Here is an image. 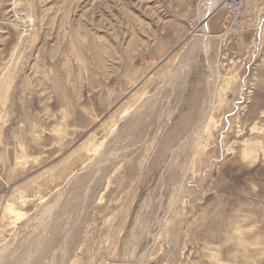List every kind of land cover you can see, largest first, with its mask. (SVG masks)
<instances>
[{"label":"rangeland","instance_id":"rangeland-1","mask_svg":"<svg viewBox=\"0 0 264 264\" xmlns=\"http://www.w3.org/2000/svg\"><path fill=\"white\" fill-rule=\"evenodd\" d=\"M230 17L0 0V264H264V0Z\"/></svg>","mask_w":264,"mask_h":264},{"label":"built area","instance_id":"built-area-1","mask_svg":"<svg viewBox=\"0 0 264 264\" xmlns=\"http://www.w3.org/2000/svg\"><path fill=\"white\" fill-rule=\"evenodd\" d=\"M230 14L229 27L238 28L244 16L246 0H222Z\"/></svg>","mask_w":264,"mask_h":264},{"label":"bare ground","instance_id":"bare-ground-1","mask_svg":"<svg viewBox=\"0 0 264 264\" xmlns=\"http://www.w3.org/2000/svg\"><path fill=\"white\" fill-rule=\"evenodd\" d=\"M203 26H204V28H205V27H206V23H204V25H203ZM206 30H207V29H206ZM206 32H207V31H206Z\"/></svg>","mask_w":264,"mask_h":264}]
</instances>
